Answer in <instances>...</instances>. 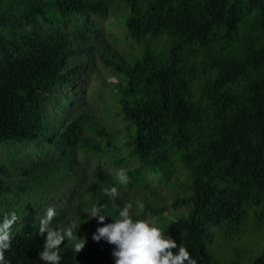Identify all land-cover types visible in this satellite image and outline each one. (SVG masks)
I'll return each instance as SVG.
<instances>
[{"label":"trees","instance_id":"16d2710c","mask_svg":"<svg viewBox=\"0 0 264 264\" xmlns=\"http://www.w3.org/2000/svg\"><path fill=\"white\" fill-rule=\"evenodd\" d=\"M112 11L140 46L137 56L100 39L96 21ZM97 62L115 80L101 83L126 128V157L137 164L124 186L145 187L146 174L159 186L172 183L171 205L185 214L164 216L152 189L140 197L144 210L197 264H213L216 235L231 239L249 218L264 220V0H0V148L34 150L0 158V220L18 216L5 259L44 264L46 234L36 226L49 197H70L50 227L74 224L79 236L78 228L100 227L89 215L87 222L86 199L112 222L133 201L102 169L80 166L118 150L92 104ZM112 187L116 208L103 193ZM89 239L82 253L66 239L60 264H98ZM242 264H264V245Z\"/></svg>","mask_w":264,"mask_h":264},{"label":"rangeland","instance_id":"374dc122","mask_svg":"<svg viewBox=\"0 0 264 264\" xmlns=\"http://www.w3.org/2000/svg\"><path fill=\"white\" fill-rule=\"evenodd\" d=\"M122 15L119 12L112 11L103 19H97V26L101 29L99 33L100 39H105L108 43H110L114 49H116L123 57L130 59L131 57H135L138 55L140 51V46L137 45L135 42L131 41L127 35L125 34V29L122 22ZM89 80L91 82V86L97 90L100 96L92 97V104L96 108V112L100 122L109 130L115 133V141L118 145L117 152H106L102 158L97 157H89L83 158L80 160V166L84 168L87 172H91L93 170L102 169L104 172L108 173L110 177L117 182L115 171L118 169H125L126 171L130 168L135 167L137 164L132 159H128L127 155V148L125 146V141L127 140L126 137V128L120 121V119L114 115L115 113V105L114 102L109 100V92L110 88L103 86L101 81L106 80V83H113L115 80L110 71L106 70L102 65L97 62L95 70L91 73ZM92 88H88L85 95L90 94ZM58 97L61 96V89H58ZM14 143V142H11ZM15 144V143H14ZM30 153L33 155L34 150L30 146L26 147H18L16 145L10 144L7 147L0 148V158L3 156H18L24 155V153ZM114 156L118 159V163H114L109 156ZM27 158V156H26ZM28 159H32L31 156H28ZM180 171V170H179ZM147 177V182L145 187H141L139 189L130 190L126 188L124 185H119V193L127 196L129 198L132 197V216L133 219H146L149 222L153 223L155 226H159L158 218L147 213L143 209H139L137 207L138 203H141L140 197L147 193L148 190L152 189L155 190L164 200L166 204V211L164 212V216H181L182 214L186 213V210L182 206L173 207L171 205L173 199V192L170 191L169 187H171L172 183L164 184L165 187L159 186L157 183L155 176H150L148 174L145 175ZM182 179L181 176H179ZM89 181V179L87 180ZM86 181V182H87ZM85 182V183H86ZM118 183V182H117ZM84 186V183L81 184ZM72 187L77 188L76 184H73ZM70 197L58 199L56 195L53 197L47 198V202L55 209L66 204ZM86 206H81V209L86 210L90 213L91 206L90 201L86 199ZM128 203H125L126 205ZM123 205V206H124ZM49 206L45 207L46 210ZM46 210H41L43 216L46 213ZM90 216V215H89ZM87 215V222L90 220V217ZM89 217V219H88ZM97 220V218H92ZM74 223V222H71ZM105 223H113L110 220H105ZM100 227L104 226L100 224ZM39 225V224H38ZM36 226V228L38 227ZM166 224H162L164 227ZM70 226L75 227L74 224H70ZM86 228V227H85ZM78 228L77 230L81 233V236L77 233V239H74L73 242L77 243L80 242L79 238L84 240L87 239V235H89V243L91 250H97L98 254L95 257H92L93 261H98V264H115L114 257L112 255L113 250L107 249L106 244L107 242L103 239L99 242H96L92 239L95 230L92 229H85ZM88 233V234H87ZM74 235V236H76ZM210 247V243L208 244ZM207 245V248H208ZM264 245V220L261 223H257L255 218H249L246 222L245 227L243 228V233L240 236H234L231 239H226L220 235H216L214 238V248H210V251L213 253L214 251V258L213 264H232V263H247L248 261L254 259L260 252L262 251V247ZM88 244L85 243V247L82 249L81 252H85ZM74 248V245H73ZM209 250V248H208ZM213 250V251H212Z\"/></svg>","mask_w":264,"mask_h":264},{"label":"clouds","instance_id":"9594fccd","mask_svg":"<svg viewBox=\"0 0 264 264\" xmlns=\"http://www.w3.org/2000/svg\"><path fill=\"white\" fill-rule=\"evenodd\" d=\"M116 180L120 185L129 183V176L125 169L115 171ZM103 193L112 201V206L117 207L115 199L119 195L116 187L104 188ZM137 207L143 209L144 205L138 203ZM133 204L128 203L118 209V218L113 219V223H105L106 215L102 214L103 205H93L90 215L97 218L98 223L104 226L98 227L93 234L92 239L96 242L100 240L106 241L110 245H114L112 255L115 264H197V260L193 259L186 247L181 243L179 246L171 236L165 237L163 229L155 226L146 219H133ZM57 213L55 208L48 207L45 215L40 218L37 235L45 237L43 250L39 252V259L44 264H60L62 259L59 248L67 239L72 241L77 239L74 236L72 227L54 229L50 227ZM18 220L15 212L5 215L0 220V264H10L5 259V251L11 246V229L13 224ZM80 242L74 244V251L79 253L85 247L86 241L79 238ZM68 245L69 242L64 243ZM173 252V249H177Z\"/></svg>","mask_w":264,"mask_h":264}]
</instances>
